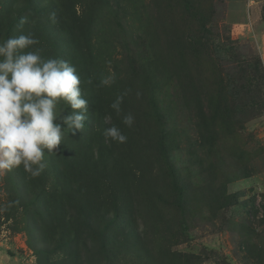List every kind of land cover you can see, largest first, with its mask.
Returning <instances> with one entry per match:
<instances>
[{"label":"rangeland","instance_id":"1","mask_svg":"<svg viewBox=\"0 0 264 264\" xmlns=\"http://www.w3.org/2000/svg\"><path fill=\"white\" fill-rule=\"evenodd\" d=\"M253 1L256 37L250 0H0V41L31 33L43 58L76 68L89 102L39 177L0 174V264H264ZM112 125L125 143L105 137Z\"/></svg>","mask_w":264,"mask_h":264},{"label":"clouds","instance_id":"2","mask_svg":"<svg viewBox=\"0 0 264 264\" xmlns=\"http://www.w3.org/2000/svg\"><path fill=\"white\" fill-rule=\"evenodd\" d=\"M51 18L55 20L54 13ZM38 43L31 33L0 41V174L22 166L39 177L46 167L45 150L54 152L65 136L85 126L89 102L82 95L76 68L62 58H43L40 49L33 48ZM110 82L111 78L103 80ZM127 94L111 104L117 114ZM61 102L72 109L66 116L58 108ZM58 118L60 122H54ZM122 122L131 127L134 116L126 114ZM104 135L119 143L127 141L115 125Z\"/></svg>","mask_w":264,"mask_h":264},{"label":"crops","instance_id":"3","mask_svg":"<svg viewBox=\"0 0 264 264\" xmlns=\"http://www.w3.org/2000/svg\"><path fill=\"white\" fill-rule=\"evenodd\" d=\"M261 3H259V1L256 3V1L250 0L248 8H249V21L242 23L244 30L246 31L248 28L251 29L250 33L252 34L253 37H256L257 34V30H255L253 27L255 26V18H256V14L258 12V8H260ZM261 21L264 24V18H261ZM257 29H258V25H256ZM253 28V29H252ZM262 37H260L261 40ZM259 45V42H258Z\"/></svg>","mask_w":264,"mask_h":264},{"label":"trees","instance_id":"4","mask_svg":"<svg viewBox=\"0 0 264 264\" xmlns=\"http://www.w3.org/2000/svg\"><path fill=\"white\" fill-rule=\"evenodd\" d=\"M189 3H190V2L188 1V2H187L188 6H189ZM189 8H191V7L189 6ZM202 9H203V8H202ZM137 235H138V233H137Z\"/></svg>","mask_w":264,"mask_h":264}]
</instances>
